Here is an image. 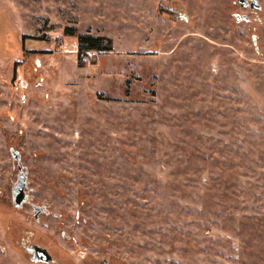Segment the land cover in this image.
Here are the masks:
<instances>
[{"label":"rangeland","instance_id":"rangeland-1","mask_svg":"<svg viewBox=\"0 0 264 264\" xmlns=\"http://www.w3.org/2000/svg\"><path fill=\"white\" fill-rule=\"evenodd\" d=\"M259 1L0 0V264H264Z\"/></svg>","mask_w":264,"mask_h":264},{"label":"flooded vegetation","instance_id":"flooded-vegetation-1","mask_svg":"<svg viewBox=\"0 0 264 264\" xmlns=\"http://www.w3.org/2000/svg\"><path fill=\"white\" fill-rule=\"evenodd\" d=\"M237 3H239L238 0H237ZM250 3L251 1H249L248 6L243 7V8H247L253 11V9L250 7ZM10 154H11V158L14 160V162H16L17 168H18L17 178L12 188L13 204L16 208L20 209L30 200V196L27 193L28 187L30 186L29 169L27 165L24 164L20 151L15 150L14 148H10ZM20 181H23L25 184L24 197L23 199H19V201L21 200V205L17 206L16 205L17 200L15 198L17 193L15 192H16V186L19 184ZM32 208H33V217L35 219H39L42 213H46L48 211L49 206L48 204H44L42 206L34 205ZM61 236L66 238V232L64 231L61 232ZM21 246H22L21 248L24 250L25 258L28 259L31 263L51 264L55 261V256L53 255V253L50 251L48 247L38 242L32 241L31 238L29 237L22 238ZM45 250L47 252H45ZM48 257L49 259L47 260Z\"/></svg>","mask_w":264,"mask_h":264},{"label":"trees","instance_id":"trees-1","mask_svg":"<svg viewBox=\"0 0 264 264\" xmlns=\"http://www.w3.org/2000/svg\"><path fill=\"white\" fill-rule=\"evenodd\" d=\"M67 36L78 38V67L84 68L87 64L89 53H110L114 51V41L108 36H95L91 33L80 34L76 29L67 27Z\"/></svg>","mask_w":264,"mask_h":264},{"label":"water","instance_id":"water-1","mask_svg":"<svg viewBox=\"0 0 264 264\" xmlns=\"http://www.w3.org/2000/svg\"><path fill=\"white\" fill-rule=\"evenodd\" d=\"M249 1H251L250 7L253 10L261 9L262 6H261L259 0H238V2L241 4L242 7L248 6ZM183 17L184 18H187L188 16L183 13ZM235 18L237 20H241L242 18H247V16L236 13L235 14ZM253 38H254V43L257 44V38H256V36H254ZM24 186H25V184H24L23 181H20L19 184L16 186V192L15 193H17V194H16V197L15 198L17 200L16 201V205L17 206H20L21 205V200L19 201V199H23V197H24ZM45 252H47V251L45 250ZM49 257L47 258V260L49 259Z\"/></svg>","mask_w":264,"mask_h":264}]
</instances>
